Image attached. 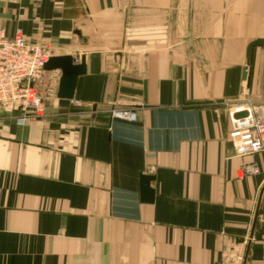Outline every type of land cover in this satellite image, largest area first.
Segmentation results:
<instances>
[{"label": "crops", "instance_id": "1", "mask_svg": "<svg viewBox=\"0 0 264 264\" xmlns=\"http://www.w3.org/2000/svg\"><path fill=\"white\" fill-rule=\"evenodd\" d=\"M0 29L86 63L73 100L44 73V117L0 108V264H264V152L228 138L264 0H0Z\"/></svg>", "mask_w": 264, "mask_h": 264}, {"label": "built area", "instance_id": "2", "mask_svg": "<svg viewBox=\"0 0 264 264\" xmlns=\"http://www.w3.org/2000/svg\"><path fill=\"white\" fill-rule=\"evenodd\" d=\"M51 57L48 45L28 43L18 30L14 38H9L0 29V108L13 106L20 112L19 120L44 117L45 98L36 89V84L44 75V66ZM111 117L128 122H136L137 113L131 109L110 111ZM231 129L229 141L239 158L264 152V104L240 101L232 104L228 113ZM260 169L254 164H246L241 169L242 176L258 175ZM264 224V212L258 215Z\"/></svg>", "mask_w": 264, "mask_h": 264}, {"label": "water", "instance_id": "3", "mask_svg": "<svg viewBox=\"0 0 264 264\" xmlns=\"http://www.w3.org/2000/svg\"><path fill=\"white\" fill-rule=\"evenodd\" d=\"M258 47H264V39L255 40L247 48V64L244 72V79L248 81V72L252 64L254 50ZM45 72L60 71L61 77L59 81L57 96L64 100H73L75 97V91L78 86V81L81 76L86 74L85 58L81 59L80 63H74V58L71 56H54L44 66ZM150 178L145 182V193L147 195L152 194L149 183Z\"/></svg>", "mask_w": 264, "mask_h": 264}, {"label": "rangeland", "instance_id": "4", "mask_svg": "<svg viewBox=\"0 0 264 264\" xmlns=\"http://www.w3.org/2000/svg\"><path fill=\"white\" fill-rule=\"evenodd\" d=\"M37 84H38V82H37ZM37 84H36V89L39 91Z\"/></svg>", "mask_w": 264, "mask_h": 264}]
</instances>
